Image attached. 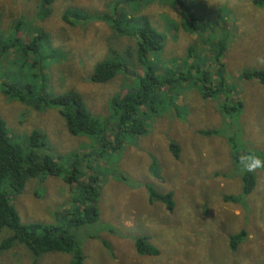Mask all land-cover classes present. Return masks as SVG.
Listing matches in <instances>:
<instances>
[{
	"label": "rangeland",
	"instance_id": "obj_1",
	"mask_svg": "<svg viewBox=\"0 0 264 264\" xmlns=\"http://www.w3.org/2000/svg\"><path fill=\"white\" fill-rule=\"evenodd\" d=\"M183 1V8L175 0L125 5L132 26L147 19L164 35L154 63L173 80L169 91L163 86L153 97L157 101L151 108L142 109L146 133L128 136L120 146L99 154L96 137L70 134L55 107L37 104L30 96L23 101L12 98L2 92L1 82L14 80L22 87L34 82L36 88L43 82L48 97L74 92L93 115L107 118L110 100L143 73L132 52L134 39L119 36L99 18L113 16L116 0H53L47 15L42 14V0H0V115L8 135L26 146L25 136L40 130L44 151L64 173L74 153L83 179L95 176L98 217L70 230L84 253V264H264V172L252 173L255 185L243 194L244 173L233 157L252 151L264 158V84L241 78L245 70L264 69L255 64L264 56V0ZM65 11L72 23L63 19ZM189 14L196 15L207 32H188ZM17 21L18 41L40 30L48 35L22 65L16 63L13 49L2 48L17 35L12 30ZM219 41L225 48L216 62L212 49ZM110 49L129 53L126 69L106 82L91 81L95 64L110 58ZM217 69L224 72L227 86L219 96L203 97L202 75L213 76ZM24 72L25 77L16 79ZM237 100L238 110L227 114L221 108L223 102ZM171 144L177 146L176 156ZM63 174L30 178L21 192L8 193L22 223L49 224L82 204L74 201L80 189L68 184ZM147 186L172 192L173 210L161 201H149ZM241 230L244 239L231 249L230 236ZM11 236L7 227L0 230V264H65L71 257L65 252L34 256L17 241L2 248ZM140 236L147 237L144 244L156 254L137 252L135 240Z\"/></svg>",
	"mask_w": 264,
	"mask_h": 264
},
{
	"label": "trees",
	"instance_id": "obj_2",
	"mask_svg": "<svg viewBox=\"0 0 264 264\" xmlns=\"http://www.w3.org/2000/svg\"><path fill=\"white\" fill-rule=\"evenodd\" d=\"M130 1L135 0H116L113 7V16L111 18L107 16L99 17L101 20H107L119 36L134 39L132 52L136 62L143 69L142 75L138 77L132 87L127 89L122 95L118 94L110 100L111 111L107 118L99 119L93 115L81 97L74 92L48 97V89L43 82L36 88L34 82L25 84L22 87L14 80H4L1 82L2 92L19 101H23L27 96H30V100L35 99L37 104L42 103L55 107L64 118L66 128L70 134L97 138L94 142L99 148V154L109 148L114 149L116 146H120L128 136L145 134L147 131V117L143 114L142 109L146 106H149V108L153 106V103L157 101V98L153 100V97H156L163 86H168L169 91V85L173 79L164 69L160 71L158 63H154L156 58L153 56L163 48L164 35L158 32L147 19H143L142 23L136 27L132 26L131 17L128 16L126 9H124L127 2ZM52 2L53 0H42L41 9L43 15L49 13ZM175 2L181 8L185 6L183 0H175ZM254 2L262 3V0H254ZM62 17L68 23H72L68 19L66 11ZM20 24L19 21L13 24L12 30H15L17 35L14 39H10L2 48L13 49L17 54L16 63L21 62L22 65L31 58L30 55H34L39 51V45H42L48 35L40 30L31 36H27L25 40L18 41V34L21 33L19 31L21 29ZM188 32L204 34L207 32V26L204 23L199 24L196 15L189 14ZM215 46L217 47L214 49L213 44L212 52L215 61L218 62L219 57L223 54L225 45L223 41H219ZM128 54H119L115 50L110 49V58L95 64L90 77L91 81L106 82L117 76L120 71H124L127 67L126 57ZM32 62L35 63L36 60ZM17 70L22 71L23 69L17 66ZM14 73L15 71L11 72V74ZM11 74H5L6 78ZM25 76L26 72L21 76H16V79ZM212 77H215L216 81L212 80ZM241 78H253L264 84V69L245 70L241 72ZM202 80L204 82L199 84V90L203 97L219 96L227 86L224 72L220 73L219 69L216 70V74L213 76L204 72ZM208 80H211L212 83H207ZM239 107V100L233 104H227L226 101L221 104V108L227 114L238 110ZM109 121L110 123H108ZM211 132L202 131L203 134L207 135ZM25 138L27 141L26 146L12 141L8 135L6 123L0 115V230L3 227H7L12 232V236L4 240L1 247L9 248L12 243L17 241L24 244L34 256H40L47 252H65L71 255L65 264H84V253L73 238L70 230L83 224L94 222L98 217V209L96 207L98 191L93 184L95 176L89 177L88 180L83 179L84 172L78 166V157L74 153L71 154L72 160L68 164L69 170L64 173V167L51 154L44 151L46 148L45 135L40 130L33 129ZM170 149L174 156L178 154L176 145L171 144ZM233 157L234 161L239 163V156L234 155ZM61 174H63V178L68 184L76 183L80 193L77 198H74V201L78 200L82 204L80 206L75 204L72 210H69L64 215H57L56 220L49 224L22 223L8 193L17 194L21 192L26 180L30 178ZM5 178L7 183L3 185ZM81 179L83 181H80ZM254 185V175L252 173H244L242 176V193H250ZM147 190L149 201H161L168 211L173 210L172 192H156L149 186H147ZM227 198L229 200L235 199L234 197ZM244 236V230L231 235L229 238L231 249L236 248L237 244L244 239ZM144 241H147L146 236L136 238L135 246L137 252L149 255L156 254L157 250L147 247Z\"/></svg>",
	"mask_w": 264,
	"mask_h": 264
},
{
	"label": "clouds",
	"instance_id": "obj_3",
	"mask_svg": "<svg viewBox=\"0 0 264 264\" xmlns=\"http://www.w3.org/2000/svg\"><path fill=\"white\" fill-rule=\"evenodd\" d=\"M255 64L258 67H264V56L257 57ZM238 162L242 173L264 172V158L252 151L240 154Z\"/></svg>",
	"mask_w": 264,
	"mask_h": 264
}]
</instances>
